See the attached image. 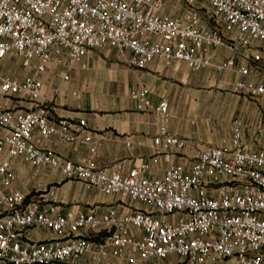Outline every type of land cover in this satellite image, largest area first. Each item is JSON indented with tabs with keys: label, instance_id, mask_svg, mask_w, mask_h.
<instances>
[{
	"label": "built area",
	"instance_id": "2783aa9c",
	"mask_svg": "<svg viewBox=\"0 0 264 264\" xmlns=\"http://www.w3.org/2000/svg\"><path fill=\"white\" fill-rule=\"evenodd\" d=\"M253 41L264 43V0H0V261L67 263L91 254L98 263L176 257L182 264H264V147L244 140L243 118L233 120L230 147L204 146L189 166L173 163L162 176L146 175L145 160L128 170L122 161L105 169L94 157L72 161L42 146L50 137L80 146L93 142L84 120L50 117L42 94L50 64L70 68L89 50L108 46L137 68L159 59L167 66L182 61L193 70L225 72L237 67ZM220 46L230 53L218 62ZM15 61L24 75L5 69ZM239 70L244 76L234 87L264 100V82L249 80L248 66ZM131 96L140 109L158 112L155 148L190 144L169 131L167 99L155 105L146 87ZM257 132L262 140L264 128ZM90 150L95 153L96 146ZM17 157L32 165L35 176L58 168L69 179L129 196L150 210L122 214L111 207L100 215L62 210L48 197L52 190L28 200L26 192L12 188ZM34 227L66 232L67 238L25 239ZM102 232V239H92Z\"/></svg>",
	"mask_w": 264,
	"mask_h": 264
},
{
	"label": "crops",
	"instance_id": "0c3cea01",
	"mask_svg": "<svg viewBox=\"0 0 264 264\" xmlns=\"http://www.w3.org/2000/svg\"><path fill=\"white\" fill-rule=\"evenodd\" d=\"M229 53L227 46H220L215 50V60L220 62ZM258 53L261 57L255 60L254 55ZM237 63V67L225 72L211 68L193 70L182 61L167 66L159 59L144 68H137L106 46L89 50L82 62L70 68L50 64L44 73L42 89L43 98L50 102V117L54 120L65 117L73 122L84 120V132L93 134V142L80 146L50 137L42 142V146L72 161L94 157L98 165L105 169H112L122 161L124 170H128L145 160L149 164L146 175L162 176L173 163L189 166L204 146L225 144L230 147L233 120L241 117L247 126L244 140L264 147V137L258 140L257 132L259 128H264V100L234 87V83L244 76L239 70L241 65L250 68L249 80L255 84L264 82V43L253 41L247 54L239 56ZM66 73L69 74L68 79L64 78ZM140 87L148 88L155 105L162 99L168 100L169 131L189 138L187 147L162 149L153 146V138L159 130V115L155 109L138 107L131 91ZM93 144L96 146L95 153L90 150ZM23 164L22 157L15 159L13 167L17 178L12 188L26 192L28 200L40 198L47 190H52L54 195L47 196L62 210L88 211L98 215L111 207L119 209L122 214L150 210L149 205L129 196L107 194L81 180L69 179L58 168L47 167L42 175L35 176L32 165ZM90 233L88 230L81 231L83 235ZM103 236L104 232L91 237L100 240ZM24 238L35 242L65 239L67 233L34 227L25 232ZM166 260H153L147 264ZM103 262L129 264L125 258L99 263ZM67 263L98 262L91 254H86ZM230 264L235 262L231 260Z\"/></svg>",
	"mask_w": 264,
	"mask_h": 264
},
{
	"label": "rangeland",
	"instance_id": "374dc122",
	"mask_svg": "<svg viewBox=\"0 0 264 264\" xmlns=\"http://www.w3.org/2000/svg\"><path fill=\"white\" fill-rule=\"evenodd\" d=\"M5 69L9 72H12L16 75L22 76L26 73L25 70H23L22 67H20V64H18V61L16 62H7ZM0 264H8L3 261H0ZM53 264H70V263H53ZM87 264H108L107 262L103 263H87ZM139 264H143L142 262H139ZM155 264H182L179 258H171V260H166L162 262H156ZM236 264V263H235Z\"/></svg>",
	"mask_w": 264,
	"mask_h": 264
}]
</instances>
